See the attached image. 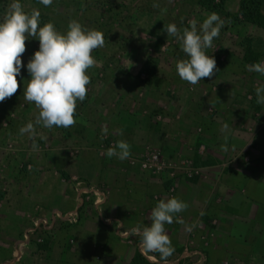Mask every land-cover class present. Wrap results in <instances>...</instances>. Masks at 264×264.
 Returning a JSON list of instances; mask_svg holds the SVG:
<instances>
[{
	"label": "rangeland",
	"instance_id": "rangeland-1",
	"mask_svg": "<svg viewBox=\"0 0 264 264\" xmlns=\"http://www.w3.org/2000/svg\"><path fill=\"white\" fill-rule=\"evenodd\" d=\"M11 2L0 0V19ZM21 3L28 13L40 11V26L52 22L63 32L76 20L102 32L104 46L91 53L95 64L86 72L90 84L85 100L77 102L73 126L35 124L39 109L23 95L26 67L17 93L0 102V264H255L244 257L253 244L222 238L203 212L206 202L227 223L224 217L233 211L215 192L218 185L240 184L239 173L246 174L254 160L264 165V153L253 158L237 148L227 156L209 139L219 124L257 132L264 123V104L255 93L264 75L243 62L240 45L251 37L261 53L258 62L264 61V28L236 20L239 0H224L216 13L224 26L206 50L216 70L196 85L177 74V62L187 56L164 26L175 24L182 34L190 21L202 23L213 12L198 0ZM38 48V41H26L25 65ZM30 122L34 132L22 134ZM120 140L131 146V155L107 158L105 151ZM211 155L227 158L225 165ZM171 197L188 208L165 225L174 251L162 260L129 233L150 226L157 202Z\"/></svg>",
	"mask_w": 264,
	"mask_h": 264
},
{
	"label": "clouds",
	"instance_id": "clouds-1",
	"mask_svg": "<svg viewBox=\"0 0 264 264\" xmlns=\"http://www.w3.org/2000/svg\"><path fill=\"white\" fill-rule=\"evenodd\" d=\"M39 3L48 7L53 0H39ZM40 15L37 9L26 12L21 0H12L0 19V102L17 93L21 86L17 77L26 67L30 79L25 86L22 78L23 95L27 102L39 109L35 124L47 129L68 128L76 123L77 102H83L87 95L90 76L86 72L95 64L91 53L104 46V36L102 32L87 29L76 20H70L63 32L57 30L52 22L40 26ZM223 26L224 20L216 13L209 14L199 25L195 20L190 21L182 34L175 24L164 26L167 36L179 40L181 50L187 56L176 64L177 74L182 80L196 85L202 78L213 76L216 60L206 55V50L212 47ZM28 40L38 41L39 48L25 65L22 54L26 51ZM249 67L264 75V61ZM255 93L256 102L264 104V86L257 87ZM20 131L22 134L32 133L34 124L30 122ZM130 147L120 140L104 154L107 158L115 156L123 161L131 155ZM187 208V203L177 197L166 201L161 199L151 211L150 226L137 225L129 235H138L143 250L158 252L165 260L174 251L165 225L173 223L174 217L178 219L177 214ZM195 226H189L188 231Z\"/></svg>",
	"mask_w": 264,
	"mask_h": 264
},
{
	"label": "crops",
	"instance_id": "crops-1",
	"mask_svg": "<svg viewBox=\"0 0 264 264\" xmlns=\"http://www.w3.org/2000/svg\"><path fill=\"white\" fill-rule=\"evenodd\" d=\"M216 127L213 138L209 139L215 146L217 143L223 145L228 153L227 156L237 148L242 150L248 149L251 152L249 155L251 154L253 158L257 154L264 153V123L263 125L260 124L259 129L263 128L260 135L259 129H257V132H248L233 127L232 124H219ZM256 133L258 134L256 135ZM236 153L239 154L240 151ZM211 158L215 159L216 162L220 160L219 164L221 166L225 165L224 162L227 160V158L216 156H212ZM252 163H255V165L246 166L244 169L247 175L239 173L242 180L240 184H228L227 187L218 185V189L215 191L220 194L221 198L223 197L222 200L233 211L229 216L224 217L227 223L220 221L223 217L222 212H220L219 218L216 215L213 216L214 214L212 215L209 212L210 207H207L206 202L203 205V212L209 214L214 219L213 223L216 222L217 224L215 230L220 231L222 238L246 242L248 243L246 247H251L253 244L249 248L252 253L249 255L243 252L244 257H251L256 262L255 264H264V252L262 250L264 243H260V240H262L260 239L263 233L262 230H264L262 228V224H264L262 216V214L264 215V165L260 164V160H254ZM212 164L206 165L212 167ZM212 180L213 177L209 174V181L211 182ZM249 183H251V186H248ZM247 187H251V189L248 190ZM248 192H251V194H248ZM217 205L222 207L220 203ZM254 258H258L259 260H254Z\"/></svg>",
	"mask_w": 264,
	"mask_h": 264
},
{
	"label": "trees",
	"instance_id": "trees-1",
	"mask_svg": "<svg viewBox=\"0 0 264 264\" xmlns=\"http://www.w3.org/2000/svg\"><path fill=\"white\" fill-rule=\"evenodd\" d=\"M203 6L211 8L213 13H217L223 8V1L215 5L212 0H198ZM216 7V8H215ZM264 0H239L238 9L235 18L238 22L250 23L256 27L264 28ZM259 44L256 42V45ZM243 50L242 60L245 64L251 66L258 63L261 53L254 49L253 39L246 37L240 42ZM198 160V159H197ZM197 163V161H196ZM206 164V162H203ZM150 264L149 261H145Z\"/></svg>",
	"mask_w": 264,
	"mask_h": 264
}]
</instances>
